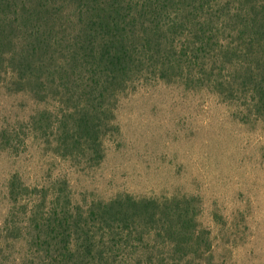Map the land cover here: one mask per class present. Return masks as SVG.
Segmentation results:
<instances>
[{"label": "trees", "instance_id": "trees-1", "mask_svg": "<svg viewBox=\"0 0 264 264\" xmlns=\"http://www.w3.org/2000/svg\"><path fill=\"white\" fill-rule=\"evenodd\" d=\"M148 82L208 88L264 119V0H0V89L36 105L0 128V152L32 136L100 166L121 99ZM8 201L0 264H220L199 197L81 203L66 178L14 175Z\"/></svg>", "mask_w": 264, "mask_h": 264}, {"label": "rangeland", "instance_id": "rangeland-1", "mask_svg": "<svg viewBox=\"0 0 264 264\" xmlns=\"http://www.w3.org/2000/svg\"><path fill=\"white\" fill-rule=\"evenodd\" d=\"M240 105L208 88L140 84L121 99L120 134L107 139L97 167L63 160L30 136L0 152V225L14 175L30 186L66 178L81 203L195 196L217 263L264 264V119ZM35 109L30 98L0 89V128L21 126Z\"/></svg>", "mask_w": 264, "mask_h": 264}]
</instances>
